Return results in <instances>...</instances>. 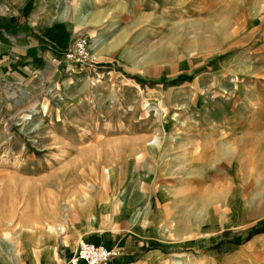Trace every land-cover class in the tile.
Wrapping results in <instances>:
<instances>
[{
    "label": "rangeland",
    "instance_id": "1",
    "mask_svg": "<svg viewBox=\"0 0 264 264\" xmlns=\"http://www.w3.org/2000/svg\"><path fill=\"white\" fill-rule=\"evenodd\" d=\"M260 2L0 0L56 37L0 79V264H67L100 206L117 238L139 214L157 239L125 264H264ZM76 38L87 55L68 59Z\"/></svg>",
    "mask_w": 264,
    "mask_h": 264
},
{
    "label": "crops",
    "instance_id": "2",
    "mask_svg": "<svg viewBox=\"0 0 264 264\" xmlns=\"http://www.w3.org/2000/svg\"><path fill=\"white\" fill-rule=\"evenodd\" d=\"M2 2H6V0H2ZM259 8L261 10L256 16V24L258 23L256 30V33L258 32V43L256 49H260L262 52H264V0H261ZM7 10V8H3L0 12L1 19L2 17L6 16L11 19L8 23H1L0 21V79L6 80L9 78L17 80L18 77L23 78L24 75L31 73L33 69L40 65L39 63L51 59L52 49L48 45L54 44L53 40L56 39L55 29H40L38 27V24L47 15L44 14V12L38 14H42V17H35L33 22H30L29 20L27 23H25L26 26H24L23 19L18 17L17 13L11 14V12ZM22 10L23 8L18 10V13L22 12ZM16 21H19L17 23L18 25H14ZM130 206L135 207V202H133V205H129V207ZM136 207L138 206L136 205ZM100 209L101 206L100 208L98 207L96 212H94V214H92L89 219L90 224L94 226L92 229L94 236L89 240H85L94 244L101 243L106 247H119L122 252L120 257L110 260L107 264H125L128 261V258H131V255L138 252L139 247L146 246V244H148L149 240L151 239L157 240L155 237L150 235L151 229L149 227H144L139 223H142V216L144 217V215L139 216V214L135 221V223L138 222V224L133 228H139L141 230L139 233L140 235H130L124 237L123 239L117 238V234H115L117 233L116 229L113 228V231H111L106 227L100 228ZM134 212L130 214L132 215ZM126 213L127 212H125V214ZM135 229L134 231H136ZM75 230L76 229L71 230V232H75ZM79 230L80 229H78V231ZM82 232L85 234H91L87 233L88 231L86 230ZM87 236L90 235H86L84 237L87 238ZM72 251L73 249L69 250L71 253Z\"/></svg>",
    "mask_w": 264,
    "mask_h": 264
},
{
    "label": "built area",
    "instance_id": "3",
    "mask_svg": "<svg viewBox=\"0 0 264 264\" xmlns=\"http://www.w3.org/2000/svg\"><path fill=\"white\" fill-rule=\"evenodd\" d=\"M88 42L83 38H76L63 50V56L68 59L79 60L87 55ZM115 255L101 244H94L83 238L77 239L67 264H107Z\"/></svg>",
    "mask_w": 264,
    "mask_h": 264
},
{
    "label": "bare ground",
    "instance_id": "4",
    "mask_svg": "<svg viewBox=\"0 0 264 264\" xmlns=\"http://www.w3.org/2000/svg\"><path fill=\"white\" fill-rule=\"evenodd\" d=\"M241 142H242V140H240V141H238L236 144V146H238V148H239V146H240V144H241ZM231 145V144H230ZM230 145H227V147H225V148H220L219 146V150H217V152H215V159L216 160H221V159H223V157L224 156H231V154L233 153V152H235L234 150V148H232L233 146H230ZM221 146V145H220ZM235 146V147H236ZM244 146V145H243ZM257 148H258V145H257V147H256V150H257ZM255 149V148H254ZM256 153V152H255ZM113 171V170H112ZM112 204V203H111ZM147 207V206H146ZM136 217H137V215H136ZM136 217L133 219V220H131L132 222H135L136 221ZM64 227H62V226H59L58 227V229H57V231L61 234V233H63L64 232ZM20 259V258H19Z\"/></svg>",
    "mask_w": 264,
    "mask_h": 264
},
{
    "label": "trees",
    "instance_id": "5",
    "mask_svg": "<svg viewBox=\"0 0 264 264\" xmlns=\"http://www.w3.org/2000/svg\"><path fill=\"white\" fill-rule=\"evenodd\" d=\"M257 230V232H259V231H263L264 230V225H262L260 228H258V229H256Z\"/></svg>",
    "mask_w": 264,
    "mask_h": 264
}]
</instances>
